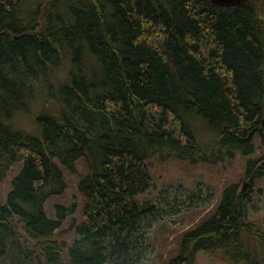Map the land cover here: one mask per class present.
Segmentation results:
<instances>
[{
    "label": "trees",
    "instance_id": "obj_1",
    "mask_svg": "<svg viewBox=\"0 0 264 264\" xmlns=\"http://www.w3.org/2000/svg\"><path fill=\"white\" fill-rule=\"evenodd\" d=\"M259 134L264 147V0H0V192L23 163L0 195V264H138L155 210L137 200L156 187L148 159L219 163L256 153ZM79 161V217L75 203L50 217ZM263 176L264 155L249 158L244 182L164 233L159 264L202 251L263 264L249 213Z\"/></svg>",
    "mask_w": 264,
    "mask_h": 264
},
{
    "label": "rangeland",
    "instance_id": "obj_2",
    "mask_svg": "<svg viewBox=\"0 0 264 264\" xmlns=\"http://www.w3.org/2000/svg\"><path fill=\"white\" fill-rule=\"evenodd\" d=\"M255 144L257 152L253 155H244L238 151L235 158L214 164L199 162L189 166L188 161L183 162L177 158H161L157 155L148 159L156 187L139 195L137 200L144 202L146 199H151L155 204V210L154 213L145 215L141 221L140 229L145 233V246H143L142 258L138 264H159L157 255L163 249L162 238L166 231L179 233L187 230L202 215L210 212L216 206L224 187L228 183L245 181L244 172L247 160L264 155L260 134L256 136ZM22 165V162H17L7 179H4L0 192L3 202L6 200V195L11 187V177L18 174ZM183 165L192 167L193 171L189 172L183 168ZM77 172L69 174L68 171H65L66 178L70 180L69 187L63 195L52 196L47 201V214L50 217H56L55 205L58 203L66 206L75 203L78 208L71 217H79L81 196L75 187V182L79 175L85 172L80 161L77 164ZM256 184L261 190L254 187L255 193L253 201L249 205V213L251 218L264 228V176L260 179L256 178ZM163 229L166 230L163 231ZM74 237L75 233L71 230L65 234L64 239L71 244ZM173 247H176L174 241L168 244L167 249ZM210 262L206 251L199 253L196 264H210ZM217 264L246 263L244 261L230 263L221 260Z\"/></svg>",
    "mask_w": 264,
    "mask_h": 264
},
{
    "label": "water",
    "instance_id": "obj_3",
    "mask_svg": "<svg viewBox=\"0 0 264 264\" xmlns=\"http://www.w3.org/2000/svg\"><path fill=\"white\" fill-rule=\"evenodd\" d=\"M212 1L220 6L230 7V6H236L246 2H250L252 0H212Z\"/></svg>",
    "mask_w": 264,
    "mask_h": 264
}]
</instances>
